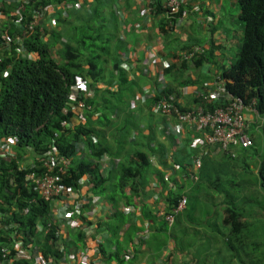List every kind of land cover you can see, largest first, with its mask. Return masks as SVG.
<instances>
[{
  "label": "trees",
  "instance_id": "trees-1",
  "mask_svg": "<svg viewBox=\"0 0 264 264\" xmlns=\"http://www.w3.org/2000/svg\"><path fill=\"white\" fill-rule=\"evenodd\" d=\"M192 1L183 2L179 13L169 17L175 21L186 9L189 11L186 19L188 22L191 16L203 13L202 5ZM236 1L243 29L238 61L223 67L218 75L231 94L241 97L247 104L255 101L258 115L251 125L250 134L254 140L258 130L264 138V0ZM131 4L132 0H28L27 3L24 0L8 3L6 0H0V12L6 16L5 21L0 24V56L3 55L0 62V141L9 143L16 140L13 149L18 157L17 161L0 157V249L9 247L12 250V257L16 253L14 238H17V235L22 236L25 246L34 242L35 244H32L34 249L36 246L37 252L43 256L45 262L53 261V264L62 261L69 253L86 243L84 228L89 223L81 217L82 225L77 229L72 228L76 231L63 239L60 223L54 219V202L43 200L34 185L26 181L28 173L43 172L39 160L51 146H56L61 156L72 159L68 171L61 174L66 187L72 188L75 193H81L84 185L80 182L87 179L84 182L90 185L92 196L87 199L89 203L84 205L85 208H94L92 201L98 198H104L114 206L119 205L117 197L126 199V204H133V198L142 199L145 195L146 187L153 175L161 187V195L169 204L164 214L171 212L182 197L183 188L175 191L170 184L179 186L174 177L166 171L156 169L150 161L152 155L163 154L165 162L170 156L165 145L155 144L156 130H160L159 126L164 122V118L158 114L162 118L152 125L150 121L156 120L152 108L163 96L174 102H183L180 89L195 84L190 79L180 83L178 74H184L191 67L200 69L208 55L204 52L190 61L179 59L178 62H173L170 58H176L179 53L176 51L168 53L166 55L168 67L161 73L173 76L174 84L179 82L180 85L168 84L161 91L163 86L160 83L161 73L155 71V76H151L150 69L143 67L146 66L145 60L149 59V54L155 49L152 48L150 52L149 49L144 51L139 61L136 60L135 63L132 61V46L140 44V36L137 35L135 27L137 18H134L140 9L137 6L138 9L133 12L134 16L130 21L126 20L124 11L129 10ZM165 4V0H153V3L144 5L153 19H159L160 33L168 37L175 31L168 28L169 19L166 16ZM193 5L199 6L200 13L192 12ZM51 13H53L51 17H48ZM39 14H43V17L40 18L35 30L24 34V29ZM52 19H55V24H52ZM137 29H142V26ZM5 36L9 39L10 50L6 46ZM20 46L26 52L32 53L33 58L19 55L17 48ZM190 48L187 46L185 49ZM79 81L87 84L86 92L81 94V100L87 106L82 111L86 123L67 128L66 123L80 116L78 110L69 105L71 90ZM143 81H148L146 88L157 89L155 96L143 97L146 90L142 86ZM199 81H195L197 85ZM137 95H142L148 109L149 116H143L146 112L144 113L143 107L140 106L137 110L139 116L136 118L141 117L144 122L149 120L148 128L144 122H141L144 123L143 127L139 125L140 131L149 129V145L140 147L139 140L135 136H130V133L135 134L133 130L136 131L131 123L120 129V134H116L115 139L111 136L109 140L108 136L114 122L127 116L131 117L128 106L132 100L135 101ZM194 103L201 104V101L194 99ZM182 104L183 110L189 111L185 104ZM203 106L206 110L214 111L221 106V102L215 101L211 105ZM259 120L263 121L260 129L254 124ZM188 131L186 130L190 134L189 140L187 139L188 146L178 149L172 138L173 146L170 145L172 147L170 152L174 151V161L171 165L176 173L189 179L190 170L198 154V150L191 149L189 144L191 139L196 136L200 138L201 134L196 130ZM208 148L206 147V151ZM249 148L256 149L254 145ZM247 149L222 151L223 159L227 161L226 165L218 161L211 162L206 155L199 179L190 178L192 180L190 187L193 191L192 196L187 194L188 208L192 202L199 201L201 194L215 198L216 192L226 194L228 200L230 198L221 216L213 210L216 222H220L217 226L219 232L214 234L219 233L222 236L210 237L209 240L217 244V241L222 239L225 243H222L225 245L224 250L230 251L232 258L230 255L225 257L223 249L209 251L211 248H205L200 254L216 255L212 257L210 264H231L236 259L241 264H261V258L257 255L259 244L247 237L252 225L249 217L253 218L256 211L242 212L227 189L229 184L233 187L239 186L231 181V170L236 169L232 162L237 158V151ZM29 151L34 154V162L20 170V163L25 162L24 157ZM105 158L112 161V169L105 168L103 164ZM258 175L264 188V159ZM140 202L143 215L139 220L143 222L142 219H149V204L143 203V200ZM200 208L205 206L201 205ZM162 217L163 222L159 225L160 231L157 233L161 237L154 236L149 241L146 251L141 250L142 252L149 251L156 255L162 254L163 250L168 248V238L165 240L161 238H164L168 231L172 237L171 230L177 223L175 221L174 225L170 226L165 216ZM136 218L137 216L128 218L133 225L131 235L133 232H143L142 227L136 224ZM115 229L117 230L112 234L117 237L119 230L117 225ZM124 242L128 247L119 241L117 253L115 256L111 255L112 260L113 257L117 258L118 264L126 262L125 255L122 254L123 248L131 249L130 240ZM102 251L106 255L104 247ZM124 252L127 254L129 251L125 249ZM0 264L37 263L33 257L29 260L21 258L12 263L7 260L5 262L0 255Z\"/></svg>",
  "mask_w": 264,
  "mask_h": 264
},
{
  "label": "crops",
  "instance_id": "crops-1",
  "mask_svg": "<svg viewBox=\"0 0 264 264\" xmlns=\"http://www.w3.org/2000/svg\"><path fill=\"white\" fill-rule=\"evenodd\" d=\"M7 3L10 2L9 0H6ZM137 1V2H136ZM140 0H132V7L129 10L124 11V16L126 17V20L130 19L134 16V11L139 7V14H136L135 19L137 18L136 25L140 24L142 26V29H136L137 35L140 36V41L139 45L137 46H132V61L134 63L139 61V59L143 56L142 53L146 50L149 49V52L153 49H156L158 52V58L162 61V63L167 62V54L168 53H174V51L177 52H182L187 46H190L191 48L196 45H200L204 47V52L207 53L208 59L206 60L205 64L203 66H209L208 72L206 76L203 74L201 77L200 75H194L192 74V71L195 70L196 68L191 67L187 72L184 74H178V80L179 82L186 81L188 79L192 80L195 85H189L186 87L181 88V94H182V101L181 103L185 104V107H187L189 110L194 109L195 103H194V95L192 94L193 90L195 88L202 89L205 83L212 81L215 79L217 76H219V71L223 68L226 67L227 62L229 61L228 53H229V48L230 46L235 43V39L239 38L242 42V35H240V31L236 30L233 38H231L228 35V30L225 27L221 26V22L223 20V16H221V11L223 5L221 3H217L215 0H193V3H199L202 5L204 12L200 13L198 15H193L190 17L188 22H184L183 25L178 29V31L169 34V36H164L160 33V30L158 28V25L160 24L159 19H153V17L150 15V13L147 11V8L145 7V3ZM237 2V1H234ZM126 2L123 4L125 5ZM240 14V12H239ZM124 18V17H123ZM239 19V15H238ZM5 21V19L0 20V24H2ZM52 24H55V19H52ZM140 26V27H141ZM179 39V44L176 47L172 48V43L176 40ZM185 45H187L185 47ZM241 45V43H240ZM153 48V49H152ZM179 52V53H180ZM19 54V53H18ZM178 55V54H177ZM179 56V55H178ZM176 58H170L171 61L173 62H178ZM172 57V56H171ZM3 59V55L0 56V62ZM145 67H149L150 75L155 76L153 71L156 69L161 73L165 69V67L161 66L159 64L161 63H156L153 67L150 66V63H148V58L145 60ZM220 67V69H219ZM228 67V66H227ZM202 68V67H201ZM200 68V69H201ZM182 75V76H181ZM161 76L164 78V82L166 81L165 85L168 84H174V79L173 76L171 75H166L165 73H161ZM200 80L198 85L196 82ZM196 81V82H195ZM179 82H175L174 85H180L178 84ZM186 91V93H185ZM147 110L144 111L146 114L144 116H149L147 115ZM157 114V113H155ZM163 123L160 124L159 129L161 130H156L157 133L156 135H160L162 139H157L155 144H162L169 149L170 156L167 159V161H164L163 154L162 155H152L150 157V161L152 163V166L155 167L156 169L166 171V173H170L171 176L174 177V179L179 183V186H175V191L181 190L182 196H186L187 194L192 193L193 190H191L190 183L192 180L184 175H180L179 173H176L174 168L172 167V162L174 161V151L170 152V149H172L171 146H173V139L175 141V146L178 149H184L185 147L188 146L187 144V139L190 136L188 133V137L184 140L182 146L180 147L179 142L174 136V133L171 132L169 129L170 125L177 126L180 125V123L174 118V117H169V116H163ZM160 115L156 116V120H159V118H162ZM147 126L149 125V120L145 121ZM145 124V125H146ZM146 126V128H148ZM184 128L188 131V127ZM190 132V131H188ZM170 141H168V139ZM173 138V139H172ZM189 140V139H188ZM191 143L189 146L191 149L198 150L197 157L201 156L202 161L204 162V159L208 158L211 160V162H220L224 165H226V162L223 159V153L222 151H218L217 147H209L208 150L206 151V147H201L200 144L196 142L193 144V142L198 141L199 142V136H196L194 139H191ZM16 140L9 141L8 144L11 145L12 147V152H14L13 146L15 145ZM96 141V139H94ZM3 144V143H2ZM5 144V143H4ZM172 144V145H171ZM171 145V146H170ZM204 150L206 152H204ZM15 155H17L14 152ZM172 155V156H171ZM207 155V156H206ZM4 154L0 149V157L3 159H9V157H3ZM32 152L29 151L24 157L25 162L20 163V167H24L25 163L28 162V159H32ZM17 156L14 161H17ZM27 161V162H26ZM32 164L34 160H31ZM103 164L105 168L112 169L113 164L112 161L109 160V158H105L103 160ZM195 165V164H194ZM203 166V163H202ZM167 167V169H165ZM27 168V167H26ZM195 169L194 166L190 170V174L194 173ZM200 172V171H199ZM172 177V178H173ZM198 179H199V173H198ZM80 183H83L84 188L80 191L81 193L77 192L79 195V198L86 201L89 203L87 200L89 197L92 196V193L90 192V185L88 183L81 181ZM156 183L155 177H151V180L149 184L146 187V192L145 195L142 196L141 198H133L134 203L133 204H126V199L118 198L117 197V202L119 203L118 206H114L111 202L109 203L106 201L104 198H98V205H94V208H85L84 206L80 207V205H75L73 208H71L70 202L66 204V207L64 206L63 203L55 202L54 203V219L57 220L60 223V226L62 227V233H63V239H66L69 234L73 233V230L71 227H65L64 226V221L63 218L66 215L67 212H69L71 209H73L74 216L79 219L83 218L88 224H86V228H84L85 233H86V243L85 245L81 246L78 248L76 251H73L69 253L63 260L54 262L55 264H118L117 258L113 257V260L111 259V255L113 256L115 253L118 251V245L119 241L120 243H123L124 246L128 244H124L127 239L130 240V251L128 248H123L122 254L125 255L126 262L125 264H171V260L174 259L176 256L175 260L180 261L184 258L188 257L187 261H184L183 264H201V258L197 253H189V252H180L179 255L176 252H170L166 248L163 250L162 254H154L153 252L146 251V249L149 246V241L157 235L159 230V225L162 224L163 222V213H166L167 207H168V202H166L165 197L161 195V187L157 186L154 187V184ZM157 184V183H156ZM114 188L113 186H110V188ZM181 187V188H180ZM192 196V195H191ZM122 199V200H121ZM96 200V201H97ZM140 200H143V203L149 204V219H142L140 221L139 219L141 218V215H143V210L141 206ZM180 200V198H179ZM95 201V202H96ZM161 201V202H159ZM78 204V203H77ZM193 204V202L191 203ZM166 205V206H165ZM197 205V204H196ZM191 206V205H190ZM133 207L135 209L134 215L132 213L127 214L125 213V209ZM197 207V206H196ZM71 208V209H70ZM174 208V207H173ZM188 208V207H187ZM173 210V209H172ZM171 210V212H172ZM188 209L185 210V212ZM151 211V212H150ZM169 212V213H171ZM118 213V214H117ZM120 213V215H119ZM182 214V213H181ZM181 214L176 218V223L178 224L177 227H179L180 223V217ZM116 218V216H118ZM122 216V217H121ZM131 216H137L135 219L136 224L139 227H142L143 232L142 233H132V223L128 218L130 219ZM127 218V219H126ZM127 220V221H126ZM197 217L191 216V222L193 224L197 225ZM178 221V222H177ZM220 222H215L211 224L214 229H210V232H219L218 225ZM116 225L118 226V234L117 237H114L112 232L117 230ZM176 225V224H175ZM110 230V231H109ZM182 232V237L187 238L189 237L190 240H196L197 236L199 239V236H201V233H208L209 229L207 228H201V226H198L197 228L190 227V226H182L181 228ZM184 233V236H183ZM19 236V235H18ZM133 248H132V246ZM106 249V255L103 254L102 248ZM120 247V246H119ZM125 249L127 252H131V254L128 252L126 254ZM135 249H138L136 251ZM75 250V249H74ZM141 250H144L143 252ZM115 256V255H114ZM202 257V255H200ZM28 260V259H27ZM192 263H190V261ZM134 261V263H132ZM37 263V262H36ZM38 264V263H37ZM49 264H53V261H50Z\"/></svg>",
  "mask_w": 264,
  "mask_h": 264
},
{
  "label": "built area",
  "instance_id": "built-area-1",
  "mask_svg": "<svg viewBox=\"0 0 264 264\" xmlns=\"http://www.w3.org/2000/svg\"><path fill=\"white\" fill-rule=\"evenodd\" d=\"M10 2H19L20 0H9ZM145 4L149 5L153 3V0H142ZM187 0H165V9L166 16L168 21V28L173 31H178V29L186 22L187 17L189 16L188 10H183L180 17L173 21L172 17L169 15H176L180 11V6ZM25 3L28 0H24ZM193 13H200V8L197 5H193L192 8ZM53 13L49 14L50 17ZM43 17V14L36 15L32 23L24 29V34L29 31L35 30V27L39 24L40 18ZM123 18V17H122ZM6 19V16L0 12V20ZM140 24L136 25V29L140 28ZM5 41H7V48L10 50V43L8 42V38L5 36ZM204 47L200 45L193 46L190 49L184 50L182 52H178L180 57L176 59L183 60H193L197 56L204 53ZM157 50L155 49L153 52L149 54L148 63L150 66H154L156 63H161L163 67L167 68L168 63H162V61L158 58ZM18 53L23 54L24 56H28L30 59L33 58L32 53H27L21 46L18 48ZM149 68V67H148ZM160 83L163 86L160 89L161 91L166 86L164 82V78L160 76ZM87 84L83 81H79L77 85H75L71 90L70 99L71 102L69 105L74 107V109L78 110L79 117H74L70 122L66 123L67 128H72L77 124L86 123V117L83 115L84 109L87 107L84 101L81 100L82 92H86ZM157 89H153L151 87L146 88L143 97L151 98L155 96ZM186 93V91H185ZM195 96V100L201 101V104H195L194 109L185 111L183 110V104L179 102H174L167 97L163 96L157 103L153 105L152 111L154 113L174 117L180 125L173 126L170 125L169 129L172 133H174L175 138L179 142V146L181 147L184 140L188 137V133L186 132L185 127H188L190 130H196L200 132L201 137L199 138V142L195 141L201 147H217L218 151H230L236 149L249 148L254 145L252 138L250 137V127L253 123L255 116L258 115L256 109L255 101H252L251 104H247L244 99L241 97H236L231 94L226 86L224 85L221 76H217L210 82L204 84L202 89L195 88L192 92ZM215 101H220L221 106L216 110H206L203 104L211 105ZM90 109V108H89ZM81 113V114H80ZM3 143V144H2ZM0 141V149L3 152L5 157H9V159L15 160L16 156L14 152H12V147L10 144ZM197 145V144H195ZM204 152H206L204 150ZM234 155V153H233ZM3 156V157H4ZM42 165L43 172L38 174L36 172L28 173L26 175V181L34 185L40 197L48 202H61L66 207V204L70 202L71 208L75 205H80V207L86 205V201L79 198V195L75 193L72 188L66 187L61 178V174H64L68 171L69 166L72 163V159H68L66 157L61 156L58 153V149L56 146H51L50 149L43 155V157L39 160ZM202 157H196L195 165H194V173L190 174V178L193 180H197L198 173L202 168ZM25 169V167H20V170ZM87 180V179H86ZM85 179L81 181H86ZM83 184V183H81ZM173 188H175L172 183H170ZM158 184H154V187H157ZM94 199L92 201V205H98V200ZM96 201V202H95ZM78 203V204H77ZM100 205V204H99ZM188 206V198L186 196H182L178 202V204L173 208L171 213L164 214L166 221L170 226L174 225L176 221V217L183 213ZM70 208V209H71ZM135 209L133 207H129L125 209V213L134 215ZM64 226L71 227L73 229H77L82 225V222L74 216L73 209L66 213L63 218ZM82 227V226H81ZM85 230V229H84ZM62 233V227L61 231ZM14 248L15 255L12 257V250L9 247H2L0 249V255L3 258V261L6 260L12 263L18 259H31L32 257L36 259L38 264H49L45 262L43 256L37 252L38 250L33 247L32 244L25 246L24 240L22 236H18L14 238ZM131 254V252H130Z\"/></svg>",
  "mask_w": 264,
  "mask_h": 264
},
{
  "label": "rangeland",
  "instance_id": "rangeland-1",
  "mask_svg": "<svg viewBox=\"0 0 264 264\" xmlns=\"http://www.w3.org/2000/svg\"><path fill=\"white\" fill-rule=\"evenodd\" d=\"M215 1L223 5L221 11V16H223L221 26L225 27L228 30V35L231 38H233L236 30L240 31V35H243V29L238 19V15L240 12L239 7L237 2H234L236 0H215ZM179 42H180L179 39L177 41L175 40L172 43V48L178 46ZM240 43L241 40L237 38L235 39V43H233L230 46L228 53L229 61L227 62L226 67L238 61V54L240 52ZM208 68L209 66L206 65L203 66L201 69L196 68L195 70L192 71V74L197 76L199 74L200 75L199 77H201L202 74L206 76L208 72ZM153 71H157V70L154 69ZM142 84L145 90L146 86H148V81L147 82L143 81ZM145 104L146 103H144L142 95L139 96L137 95L135 101L132 100L131 104L128 106L131 117L127 116L124 117L122 120L118 119L116 122H114L113 127L111 128V131L109 133L108 139L110 140L111 136L112 139H115L117 137L116 134H120L119 130L131 123L132 125L135 126L136 131L133 130L135 134L130 133V136H135V138L139 140L138 143L140 147H143L144 145L148 146L149 129L145 128V129H141L142 131H140L139 125L143 127V124L145 122L142 120L141 117H139V119L136 118L139 116L138 115L139 111L137 112V110H139L140 106H142L143 110L145 111L146 109ZM136 107H138V109ZM156 116L159 115L156 114L155 117ZM141 122L144 123L142 124ZM262 122H263L262 120L261 121L259 120L257 123L254 122V124L259 128ZM150 123L153 125L154 121H150ZM251 129L252 127H250V134H251ZM156 139H162V137L158 135ZM253 141H254V147L256 148L255 150L254 148H248L247 150L237 151V158L235 159V162H232V164H234L236 169L231 170L232 172L231 181L233 183L239 184V186L233 187L232 185L229 184V186H227V189L231 193V196L234 197L235 204L241 208L242 212L244 211V213H248V212L256 211V215L253 218L252 216L249 217L252 225L250 230L247 232V237H249L253 241H256L257 244H259V249L257 248V255L261 258V264H264V259H263L264 257V188L262 187V180L258 175V170L260 169V165L264 159V138L261 136L259 130L255 133ZM110 143L113 144L112 142ZM147 150L149 151V148ZM32 156H33L32 159H28V162L26 161L27 163H25L24 167L32 165L31 160H34V154H32ZM214 197L215 198H210L205 196L204 194H201L199 201L193 203L186 212L184 211L181 214L179 227H177L176 224L175 228L171 230V233L173 232V236L171 237L170 231H168V233L164 234V238H161V240H165L168 238L169 243L167 250H169L170 252L177 251L178 255L181 251L182 252L186 251L189 253H197L201 258V261H205L207 262V264H210L212 262V257L213 256L216 257V255L207 256L206 254H200L205 248H211V250L209 251H220L223 249L222 253L225 255V257L226 256L229 257L230 255V258H232L231 252L224 250L225 245H222V243H224L222 242V239L217 241L218 242L217 244L216 242L209 240L210 237L222 236V235L220 236L219 233L217 235L210 232V229H214V227L211 224L216 222L213 214L214 211H216L218 216L219 215L221 216L223 214L224 209L228 206L226 202H229L230 200V198L229 200L226 198V194H222V193L214 192ZM201 205L205 206V208H200ZM202 213L205 214L206 216H204ZM191 216L197 217L196 221L198 226H201V228L208 227L209 229L208 233H204V232L201 233L199 239L197 236L196 240H190L189 237L187 238L182 237V232H181L182 226L187 225L194 228L198 227L191 222ZM156 236L161 237L159 234L155 235V237ZM200 255H202V257ZM175 258L176 256L174 257V259L171 260V264H183L184 261L188 260L187 257L184 258V260L182 259L181 262L180 261L177 262ZM233 261L234 262L231 264H241L238 259ZM205 262L203 264H205ZM190 263L192 262L190 261Z\"/></svg>",
  "mask_w": 264,
  "mask_h": 264
},
{
  "label": "clouds",
  "instance_id": "clouds-1",
  "mask_svg": "<svg viewBox=\"0 0 264 264\" xmlns=\"http://www.w3.org/2000/svg\"><path fill=\"white\" fill-rule=\"evenodd\" d=\"M17 52H18V48H17ZM27 53H28V52H27ZM19 55H22V56H24L23 54H19ZM252 124H253V123H252ZM252 124H251V125H252ZM253 142H254V141H253ZM25 168H26V167H25ZM158 186H159V185H158ZM187 207H188V206H187ZM186 209H187V208H186Z\"/></svg>",
  "mask_w": 264,
  "mask_h": 264
}]
</instances>
